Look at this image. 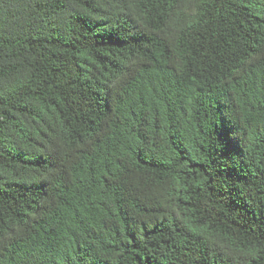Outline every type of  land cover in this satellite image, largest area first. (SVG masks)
Wrapping results in <instances>:
<instances>
[{
  "label": "trees",
  "instance_id": "obj_1",
  "mask_svg": "<svg viewBox=\"0 0 264 264\" xmlns=\"http://www.w3.org/2000/svg\"><path fill=\"white\" fill-rule=\"evenodd\" d=\"M0 264H264V0H0Z\"/></svg>",
  "mask_w": 264,
  "mask_h": 264
}]
</instances>
